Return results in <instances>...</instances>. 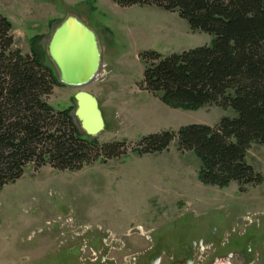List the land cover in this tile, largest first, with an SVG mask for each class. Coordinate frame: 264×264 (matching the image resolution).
<instances>
[{
	"label": "rangeland",
	"instance_id": "obj_1",
	"mask_svg": "<svg viewBox=\"0 0 264 264\" xmlns=\"http://www.w3.org/2000/svg\"><path fill=\"white\" fill-rule=\"evenodd\" d=\"M66 9L97 32L101 77L83 89L55 88L45 100L63 110L78 91L93 94L106 124L98 141L126 142L127 156L78 172L31 170L0 191V264H150V255L159 264H264V181L245 193L237 183L204 186L199 160L193 153L179 154L176 143L158 155L132 153L145 136L195 124L214 127L224 117H236L217 107L172 109L141 89V53L170 56L209 46L213 37L156 7L0 0V15L15 26L13 49L24 56L31 55L35 36H44L46 47L67 14L53 17ZM247 162L264 178V146L252 144Z\"/></svg>",
	"mask_w": 264,
	"mask_h": 264
},
{
	"label": "trees",
	"instance_id": "obj_2",
	"mask_svg": "<svg viewBox=\"0 0 264 264\" xmlns=\"http://www.w3.org/2000/svg\"><path fill=\"white\" fill-rule=\"evenodd\" d=\"M121 8L156 7L176 12L194 32L213 37L211 45L163 56L139 55L141 89L166 106L184 111L217 107L224 117L210 127L195 124L177 132L143 137L132 149L139 157L169 151L193 153L198 180L220 189L237 183L240 193L264 178L247 162L252 144L264 146V0H110ZM44 36L30 39L31 55L13 49V24L0 15V191L28 171L50 166L78 172L96 162L127 156L126 142L101 144L83 135L73 104L56 110L46 102L65 87L50 63Z\"/></svg>",
	"mask_w": 264,
	"mask_h": 264
},
{
	"label": "water",
	"instance_id": "obj_3",
	"mask_svg": "<svg viewBox=\"0 0 264 264\" xmlns=\"http://www.w3.org/2000/svg\"><path fill=\"white\" fill-rule=\"evenodd\" d=\"M47 56L59 81L69 88L83 89L96 79L102 65V46L95 30L76 14L67 15L50 36ZM74 117L83 135L100 136L106 128L98 99L80 91L75 96Z\"/></svg>",
	"mask_w": 264,
	"mask_h": 264
},
{
	"label": "crops",
	"instance_id": "obj_4",
	"mask_svg": "<svg viewBox=\"0 0 264 264\" xmlns=\"http://www.w3.org/2000/svg\"><path fill=\"white\" fill-rule=\"evenodd\" d=\"M26 1H28V2H32V4L37 5V3H39L41 0L38 1V2H36L35 0H26ZM67 6H68V5H67ZM73 13L76 14L73 10H68V9H66V11L64 12V14H61V15L59 14L58 17H56V14H55V16L53 17V20L63 19V18L65 17L66 14H67V15H70V14H73ZM21 15H23V16L25 17L24 14H21ZM67 15H66V16H67ZM76 15H77V14H76ZM37 18H38V17H37ZM81 19L83 20V18H81ZM32 20H33L32 22H36L35 20H38V19H32ZM83 21H85V20H83ZM12 23H13V22H12ZM14 30H15V26H14V23H13V33H14ZM14 41H15V46H16V39H15V36H14ZM212 41H213V40H212ZM29 53H30V52H28V54H29ZM28 54H27V55H28ZM56 89H57V88H56ZM56 89H55V90H56ZM80 91H82V90H80ZM80 91H78V92H80ZM106 91H107V90H106ZM78 92H77V93H78ZM77 93H76V94H77ZM76 94H75V95H76ZM75 95H74V96H75ZM108 95H109V96H108L107 100H108V101H112V100H113V96L110 95L109 92H108ZM229 111H230V110H228V111H226V112H229Z\"/></svg>",
	"mask_w": 264,
	"mask_h": 264
},
{
	"label": "flooded vegetation",
	"instance_id": "obj_5",
	"mask_svg": "<svg viewBox=\"0 0 264 264\" xmlns=\"http://www.w3.org/2000/svg\"><path fill=\"white\" fill-rule=\"evenodd\" d=\"M167 254V253H166ZM170 255H168L169 257ZM173 256V255H172ZM156 256H153V255H150L149 258H148V261L150 264H159V261L157 258H155ZM138 260V259H137ZM174 258L171 257V261H173Z\"/></svg>",
	"mask_w": 264,
	"mask_h": 264
},
{
	"label": "built area",
	"instance_id": "obj_6",
	"mask_svg": "<svg viewBox=\"0 0 264 264\" xmlns=\"http://www.w3.org/2000/svg\"><path fill=\"white\" fill-rule=\"evenodd\" d=\"M100 77H101V75L98 73V75L96 76V80H97V78H100ZM91 251H93V250L91 249ZM91 254H92V252H91Z\"/></svg>",
	"mask_w": 264,
	"mask_h": 264
},
{
	"label": "bare ground",
	"instance_id": "obj_7",
	"mask_svg": "<svg viewBox=\"0 0 264 264\" xmlns=\"http://www.w3.org/2000/svg\"><path fill=\"white\" fill-rule=\"evenodd\" d=\"M52 35V34H51ZM49 39H50V37H49ZM49 39H48V41H47V43L49 42ZM47 43H46V45H47ZM46 54H47V52H46ZM48 57V56H47ZM49 59V58H48ZM50 61V60H49ZM51 63V62H50Z\"/></svg>",
	"mask_w": 264,
	"mask_h": 264
}]
</instances>
